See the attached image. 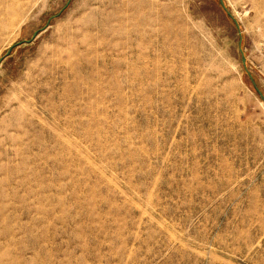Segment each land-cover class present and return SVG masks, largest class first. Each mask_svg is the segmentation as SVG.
<instances>
[{"label":"rangeland","instance_id":"374dc122","mask_svg":"<svg viewBox=\"0 0 264 264\" xmlns=\"http://www.w3.org/2000/svg\"><path fill=\"white\" fill-rule=\"evenodd\" d=\"M67 1L0 0V264H264V0Z\"/></svg>","mask_w":264,"mask_h":264},{"label":"water","instance_id":"95a60500","mask_svg":"<svg viewBox=\"0 0 264 264\" xmlns=\"http://www.w3.org/2000/svg\"><path fill=\"white\" fill-rule=\"evenodd\" d=\"M219 1H220V4H222V0H219ZM68 2H69V0L66 2V4H67ZM228 15H229V14H228ZM229 16H230V15H229ZM230 17H231V16H230ZM234 23H235L236 27L238 28V24L236 23V21H234ZM35 35H36V32H33L31 38H33ZM29 41H30V39H26V40H24V42H29ZM21 43H22L21 41H17L15 44L10 45V46L7 48V50L5 51V55H8V54L10 53V51H11V49L13 48L14 45L17 46V45H19V44H21ZM241 63H242L243 65H244V63H245V58H244V55H243V54H241ZM256 91H257L259 97L261 98V100L264 102V95L262 94V92H261L258 88H256Z\"/></svg>","mask_w":264,"mask_h":264}]
</instances>
